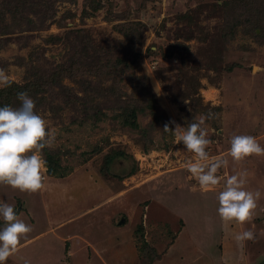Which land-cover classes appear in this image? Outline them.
Instances as JSON below:
<instances>
[{"label": "rangeland", "instance_id": "1", "mask_svg": "<svg viewBox=\"0 0 264 264\" xmlns=\"http://www.w3.org/2000/svg\"><path fill=\"white\" fill-rule=\"evenodd\" d=\"M0 69V105L27 91L56 132L39 190L0 184L32 226L5 264H264V156H227L236 134L264 146V0H0ZM209 112L227 164L205 190L171 130ZM242 169L260 195L225 222L216 196Z\"/></svg>", "mask_w": 264, "mask_h": 264}, {"label": "clouds", "instance_id": "2", "mask_svg": "<svg viewBox=\"0 0 264 264\" xmlns=\"http://www.w3.org/2000/svg\"><path fill=\"white\" fill-rule=\"evenodd\" d=\"M11 81L0 69V86H8ZM20 102L13 107L0 105V184H6L20 191L36 192L42 187L43 170L46 167L42 150L50 147L56 138L55 130L47 127L45 119L35 109V100L27 93H17ZM213 113L202 114L197 121L186 127L177 124L174 129L176 143L182 142L185 149L195 155L194 161L187 163V170L202 189L208 190L218 185V170L227 164L224 157L210 158L207 146L211 143L206 121ZM174 123V122H173ZM164 130H169L166 123ZM227 156L240 161L248 156H264L262 146L255 136L236 134L231 136ZM250 175L248 169L229 175L223 189L217 193L220 218L225 221L243 223L255 209L259 191L247 190L244 185ZM32 231V226L18 216V210L6 201L0 200V264L17 249L21 238ZM238 242L255 239L251 229L234 234ZM24 264H30L25 259Z\"/></svg>", "mask_w": 264, "mask_h": 264}, {"label": "crops", "instance_id": "3", "mask_svg": "<svg viewBox=\"0 0 264 264\" xmlns=\"http://www.w3.org/2000/svg\"><path fill=\"white\" fill-rule=\"evenodd\" d=\"M50 184L52 185L53 183H50ZM99 206H100V204L99 205H93V206L86 207V208H84V211L83 212L82 211H79L77 213L78 214L77 216H80V218H85L86 216L95 213V211L98 210ZM70 220L71 219H69V218H67L66 220H63V221L62 220H58L57 224L54 225V226L56 228L60 229L62 227V222H64V221H70ZM75 233L76 232L73 231L70 235H68V239H75V238L77 239L78 237H77V235ZM75 244H76V242H75Z\"/></svg>", "mask_w": 264, "mask_h": 264}]
</instances>
